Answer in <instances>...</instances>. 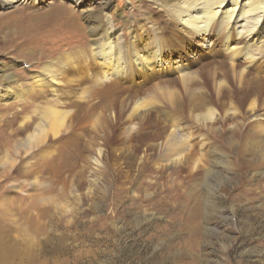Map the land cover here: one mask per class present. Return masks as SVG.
<instances>
[{
    "label": "rangeland",
    "instance_id": "1",
    "mask_svg": "<svg viewBox=\"0 0 264 264\" xmlns=\"http://www.w3.org/2000/svg\"><path fill=\"white\" fill-rule=\"evenodd\" d=\"M84 1L83 9L90 2L98 7L99 0ZM138 1L111 0L110 11L120 13L113 23L123 29L122 37L125 19L138 15ZM28 2L0 8V68L8 71L13 64L11 72L22 83L30 82L43 63L86 47L90 39L87 13L76 12L68 1ZM60 3L70 6L75 17L55 11ZM148 4L149 10L155 8ZM210 48L189 41L176 60L192 64L196 81L203 78L196 87H205V81L211 88L222 82L223 90L234 89L229 57L219 46ZM238 62L236 71L242 69ZM167 70L159 71L160 78L146 87L164 76L173 78L168 89L174 95L158 93L153 107L158 109L145 120L143 112L151 106L102 130L76 124L71 116L72 129L62 128L56 137L49 133L41 150L26 154L21 146L4 147L10 155L5 163L0 152V239L13 255L10 263L0 256V264H264V142H248L253 131L247 126L238 134L240 142L231 129L218 136L219 123L210 119H220L218 102L209 104L213 113L194 110L180 74L172 65ZM206 70L216 73L215 82ZM253 73L260 74L258 65ZM222 100L226 105L231 101ZM18 103L10 105L18 108ZM1 107L0 113L15 109ZM4 127L2 120L0 132ZM179 129L195 138L173 164L159 156L165 152V137ZM46 237L54 242L46 246ZM59 238L62 250L56 253Z\"/></svg>",
    "mask_w": 264,
    "mask_h": 264
},
{
    "label": "bare ground",
    "instance_id": "2",
    "mask_svg": "<svg viewBox=\"0 0 264 264\" xmlns=\"http://www.w3.org/2000/svg\"><path fill=\"white\" fill-rule=\"evenodd\" d=\"M21 1H25L24 4L29 3L28 0H0V8L13 7ZM65 1L75 7L76 12L78 10L87 13L90 39L86 47L58 54L55 59L40 65L30 76L31 81L26 83L14 77L11 72L13 64L7 66L8 71L0 68L1 108L11 107L10 104L16 101L21 102L18 108L12 106L15 108L13 111L1 109L0 122L4 120L5 131H2L4 134L0 132V140L3 141L0 142V152L3 153L2 159H5V163L8 154L4 147L13 145V148L17 149L21 146L26 154L30 153L34 148L46 143L49 133L56 137L62 128L72 129V124H68L71 116L77 118L76 124H90L94 129L99 126L100 130L118 123L124 117L128 118L130 113L141 112L140 110L149 106L151 107L143 112L144 117L141 119L151 117L152 111L158 109L153 108L154 98H157L158 93L173 96L174 93L168 87L174 84V81L173 78L164 76L160 81L153 83L152 87H146V83L159 79L157 73L170 71L167 69L171 65L180 74L178 78L183 91L191 95L189 101L190 104L193 103L194 110L206 109L205 114L213 113L214 109L209 104L216 101L220 105V119L210 116L212 121L219 123L221 132L218 136H223L225 131L231 129L230 134L236 135L238 140V134L247 126L253 131L247 137L248 142H264V75H261L264 73V0H148L155 4L152 10H149L148 2L140 0L135 8L138 15H132L133 20L125 19L123 37L120 32L123 29H116L113 23L118 13L115 14V10L110 11L111 0H99L98 7H93L89 1L87 9H83L84 0ZM59 7L60 10L55 11L64 12L66 18L75 17L76 12L72 11L70 6L60 3ZM119 16L120 13L117 17ZM194 40L205 48L219 46L221 53L229 57L232 75L237 81L234 89L223 90L222 82L215 88L208 87L205 81V87L195 86L201 79L196 81L197 75L190 71L192 64L176 60L181 51H185L186 44ZM238 61H242V69L236 71L235 67L240 66ZM257 65L260 74L252 75V68L256 69ZM206 74L212 81L216 79L214 71L206 70ZM138 78L141 79L140 83L137 82ZM124 80L130 84L122 85L120 81ZM212 96L216 98L213 99ZM224 97L231 100L228 105L222 100ZM77 111L81 115L74 116ZM228 120H232V123L224 125ZM175 124L177 125L176 122ZM180 129L165 137V152L159 156L173 164L184 155L192 138V133L188 132L187 135V132L181 133ZM66 136L69 139V133H66ZM97 136L96 134V139ZM91 159L94 163L96 157ZM55 241L58 243L55 250L59 253L58 251L62 250V240L59 238ZM53 242L50 237L45 238L46 246ZM12 255V249L0 239V256L10 263Z\"/></svg>",
    "mask_w": 264,
    "mask_h": 264
}]
</instances>
